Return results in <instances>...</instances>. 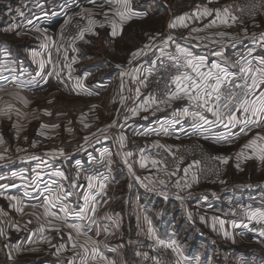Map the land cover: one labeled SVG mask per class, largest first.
Returning <instances> with one entry per match:
<instances>
[{"label": "crops", "instance_id": "obj_1", "mask_svg": "<svg viewBox=\"0 0 264 264\" xmlns=\"http://www.w3.org/2000/svg\"><path fill=\"white\" fill-rule=\"evenodd\" d=\"M223 1L224 0H130L132 8L136 12L146 14L131 19L124 24L121 34L112 36L111 24L108 23V21L105 20L103 16V13L108 9L109 5L105 4L103 7H101L100 4L102 3V0H95V3H93V0H90L88 8L86 9L88 11L85 12L84 16L88 17L91 15V18L104 24V27H99L98 25L94 26L93 30L95 33L100 35L108 34L110 35L109 37H111L110 41H112L114 39H121L126 35H136L138 34V31H141L148 36L146 41L147 44L151 45V48L145 50L147 53L146 55L142 54L140 57L135 59L134 65H136L133 69H138V71L128 72L124 80H121V83L123 82L124 84L123 90H121V87L119 88L118 81H115V74L113 75L109 73H103L99 67L97 70L93 71L86 69L88 66L82 67V69L79 70L81 72L77 71V73H81L80 77H78V75L72 76L73 72L71 71V79L69 78V70L67 67H65L64 71H60L62 75L66 74L64 77L70 79V83L73 82V91L80 95H87L89 99L97 98L94 99L97 101V107L100 106V104L107 98L108 101L105 102H111L113 99H115V103L117 105L120 104L119 108L121 109L123 116L121 113V115H119L121 117L117 118L118 121H116V117L113 118L116 121V126L109 128L106 133L98 132L99 134L97 137L99 138V142H96L97 137H92L87 144L82 143L73 152H69V150H67L66 153H64L66 155L54 153V155L49 154L48 158L45 155H34L41 157L43 163L40 160H25V157H23L24 155H21L23 159H16L14 162L12 161L11 166H0V264L68 263L69 258L73 256V251L71 250V245L68 241L67 234L68 232L72 231L73 235L75 236V232L72 229L64 227L59 221H53V224L61 227L60 233L47 230L49 227H51L47 224V220L50 218L44 215V208L42 205L44 198L47 195V193L44 191L45 184L51 180H57L60 183H64L66 187L73 180L76 181L80 187L74 190V196L69 197L65 201L66 203H70L74 206H81L83 204L82 197L84 195H97L99 188L94 187L89 189L87 187L88 182L85 179V177L88 175L78 171V161L80 159H84L85 162H88V160L91 158L100 157L109 152L114 154L115 158L118 154V151L121 152L122 157H124V152L131 151L133 153L131 157H128V163L132 165V172L129 171L128 165L123 168L115 166L107 176H104L108 178V184L105 190L106 195L102 197L98 196V199L101 200V205L98 208L95 216L97 223L101 226V234L96 236L95 226H93V230L89 233L93 239L99 241L100 251L109 260L115 261V264H130V262L132 264H152L150 260V253L154 239L150 238L149 242L152 243L150 244V248H148L147 251H139L137 247V240L142 236L139 233L131 236L122 232L119 233V231H112V236L109 240H107V232L103 231L102 229V226H111L116 222H120V227L125 229L123 227L122 216L118 214L119 210L117 209V203H119L121 199L115 198V195L112 192V189L120 186L121 181L124 180L125 176L130 178L131 182H133V186L137 187V190H139L136 191L134 187L131 189L129 194L130 201L135 203V200H138L140 204L146 203L145 205L148 208L149 206L147 196L148 198L150 196H154L160 200L164 199L151 194L147 190L144 179H149L148 167L151 162L146 159V166L140 167L139 149L141 145H156V143L159 142V144L169 147L170 144L184 140L189 134L198 135L201 137L200 141L206 146L210 145L212 148H214L215 150H212L211 148L210 149L215 153L218 152L216 154H219L218 156L220 157H224L220 155L224 154V152H219V150L235 147L231 150L232 152H230L232 154V159L230 161L231 165L229 163L230 170L234 169L243 172L246 166L254 162L258 166L255 167L257 168L258 172H262L264 170V161H260L254 155L251 159H244L243 157H241L239 161L236 159V154L240 152L242 146L245 143L256 136L257 133L264 135V126L253 127L247 135H244L240 132V126L229 129H226L223 126L212 128H209L208 126H204L203 128L196 127L194 126L196 122L190 117L179 118L173 116L174 110H182L185 107L189 108L190 111L194 110V106L191 105L189 101L178 104L173 108L172 111H165L164 109L157 111L155 106L150 107L148 111L140 110L137 115H132V113L129 111V109L136 107L139 103L143 102L147 98L146 94L143 92H141V95L138 99L136 98L135 89L138 86H136V79H133V77H139L140 68L144 64L153 62V60L160 55L159 49L163 47L162 41L168 35H172L175 38L176 43L189 48L195 55L207 57L208 65H211L214 62L226 63L229 65V70L237 74H239V66H236L235 62L241 56H243L245 59H253L264 56V46H262L261 42H259L260 34L264 33L263 21L250 24H243L242 22L236 21L231 27L219 25V22H217L218 26L205 28V26L208 25L209 22L214 18V16H211L202 17L199 20H188V27H177L175 29H170L168 27L169 23L176 17L186 13L192 14L197 9H203L204 7L212 9L222 8L224 3ZM19 4L25 7L31 4L34 12H42V14L38 12L39 16H36L37 18L35 19V21L40 19L42 22L38 23V25H52V27H54V23L52 22L54 20L53 16L55 17L57 15L56 7L58 0H20ZM22 18L25 20L26 17L22 16ZM112 18L114 17L111 13H109V19ZM143 24L147 25V29L143 30ZM86 26L87 19H85L84 27ZM43 28L45 29V27ZM194 28H201L204 30L201 32H194L192 31ZM244 29H247V35H245ZM100 30H102L103 33L99 32ZM219 32H225L228 35L220 37L217 35ZM86 35L87 38H85ZM93 35L94 34L92 33H85V39L75 41L74 47L77 48L79 47L77 44H84V42H87L88 40L93 41L91 38ZM150 37H154L155 39L150 40ZM185 37H187V39H185ZM196 37H202L203 39H196ZM233 37L235 39H233ZM98 40L99 39L96 40V43ZM101 40L103 41V39ZM213 41H219V43H214ZM2 43H4V46H2V49H0V53H3L1 55L3 57L2 62L4 61L3 59L5 57L9 58L14 55V59L16 60L15 63L19 70L18 78H26V80H23L25 83L27 80L28 82L35 81L36 76L40 75H36L37 72L35 71L31 72V74L27 72V65L30 63L26 59L24 52H17L16 56L15 53H13L14 51H12L13 47H9V44H6L4 41ZM44 43H46V41L40 42L37 44V48L35 49L36 52L40 53V56H38L39 58L42 57L46 52L45 50H47L42 46ZM64 44H66V47H69V45H72L73 42L70 40ZM174 50L175 45L170 43L169 47L165 51L174 52ZM71 51L72 50L69 47V55ZM220 52H222L223 55L216 54ZM51 54L53 63H55L56 66H58L60 62L64 61L63 55L58 58V54H53V50L51 51ZM15 56L17 58H15ZM100 59L101 60L98 62V64L103 61V58ZM49 65L50 75L52 76L51 79H56L58 71L52 70V64ZM82 66H84V64ZM6 71L8 73V70ZM0 73H4V71H0ZM86 74L90 75H87L88 79L86 78L83 80L84 87L82 89H76L74 87L76 79L82 78ZM4 77L6 76L0 74V79ZM28 78H33L34 80H29ZM109 94L113 95L114 98L110 96L105 98V96ZM121 97L125 98L122 107ZM125 117L128 118L125 119ZM174 119H180V123L174 124ZM92 125L94 124L92 123ZM167 125H170L171 127L166 128ZM142 133H146V135ZM121 134L127 137L125 146L123 148H121L119 145V136ZM104 135H107L108 139H104ZM89 136L90 135H87V137ZM86 146L89 147L85 149ZM79 150H81L80 153H78ZM245 152L251 154V150L246 149ZM71 161L75 165L70 166L67 164ZM237 163L240 164L239 168L236 167ZM56 169L64 171L65 175L68 177V180L64 181L61 178L52 176V171ZM78 172L82 175V177L80 176V178H77L76 174ZM37 174H39L41 177L40 180H37ZM136 177H139L140 179H136ZM215 182L218 181L215 180ZM212 183H214V181L211 182V184ZM209 184L210 183L191 188L187 187L188 189H185L181 195L183 199L174 201L182 202L184 204L191 203L193 206H200V203L208 202V208L219 207L222 209L224 206H222V203L220 202H223V199L220 197L223 192L210 190L208 186ZM36 186L39 187V191L33 190V188ZM50 186L54 187V185ZM225 186V192L227 194L226 198L228 199L226 214L228 215L219 216L217 213L213 215L211 213H203L198 215L197 220L203 222L201 221L200 217H204V221L207 219V221L211 223L213 222V218H217L215 230L210 229L211 233L208 232L209 238H214L211 234L216 237L224 236L218 221L220 219L225 220L226 223L224 225V229L232 234V236L235 238V242H233L231 238H225L224 236V241L229 247H227L225 255L223 254V262L219 256H213L211 254L203 255V252L206 249L203 247L199 248V244H201V242H199L200 239L198 238L196 241L197 243L193 247L196 250L191 248L184 252L182 250L183 256L186 257L184 264H264V237L251 230L252 222L248 223L247 218L244 216V211L250 207L264 209V186H262L259 182L250 181L247 183H235L232 181L226 183ZM26 191L29 193L28 196L24 195ZM142 193L146 197H143ZM141 195L142 197H140ZM13 196L17 199H9V197ZM204 197H207V199H204ZM103 200H107V203L104 204ZM13 205H17V207H13ZM33 205H36V207H32ZM21 206H23V212L17 210V208ZM114 206H116V208H114ZM150 209L152 208L150 207ZM53 211H58V209H53ZM116 211L117 214L115 213ZM212 211L219 210L212 209ZM148 220L151 221V223H149V221L147 222L146 232L149 231L147 234L150 235V230L154 231L155 226L158 235L162 237L163 235L160 233L166 231L167 223L160 220V225H155L153 222V215H151ZM233 220H236L238 223L242 222L241 226L233 228L231 226V221ZM29 221H31V223H29ZM125 221L127 222V219ZM68 222L81 223V221L75 217L70 218ZM83 223L87 225L88 221H83ZM245 223L248 224L247 227L243 226ZM17 225H19V230L16 227ZM42 225H44L46 228V231L43 233L39 231V228ZM32 233H35V235H32ZM41 237H43V239ZM49 240L51 241V244L48 242ZM85 240L86 237L84 236L78 237V243H84ZM61 243L66 244L69 250L61 251L59 254H57V248ZM52 245H56V247H53ZM190 245L192 246L193 244ZM77 251H79V249H77ZM137 252H147L149 257L145 258L142 255L137 256ZM93 264H105V261L97 260L94 261Z\"/></svg>", "mask_w": 264, "mask_h": 264}, {"label": "rangeland", "instance_id": "obj_2", "mask_svg": "<svg viewBox=\"0 0 264 264\" xmlns=\"http://www.w3.org/2000/svg\"><path fill=\"white\" fill-rule=\"evenodd\" d=\"M225 1L227 0H224L223 2ZM1 3H9V7L13 5L12 0H0V5ZM19 5L20 4L17 3V5L15 4L14 7H10L8 10L0 8V40L9 44V47H13L12 51H14L13 53H15L16 56L17 52H24L26 55L24 56L30 63L27 65V72L29 74L34 71L37 73L40 71L39 61L43 58V60H45V67L43 72H40V76H36L35 81L28 82L27 80L25 83L23 80H26V78H18L19 70L15 63L16 60L14 59V55L9 58L5 57L2 62L3 57L1 55L3 53H0V71H4V73L0 74L6 76L0 79V85L3 86V90L0 91V139H2V142H0V154H3L5 157V159L0 160V166H11L12 161L14 162L16 159L18 160L21 158L23 159V157H25V160H30V157L34 155H45L48 158L49 154L59 153L60 149H63L64 153H66L67 150H69V152H73L82 143L87 144L84 141L87 135H90L89 137H91V134L94 132L98 135V129H103L107 125L112 124L115 119L118 121L117 118L121 117L119 115L122 113L119 108L120 104L117 105L115 103V99L111 102H105L108 101V96L114 98L113 95H106L105 98L107 99H105L100 106L97 107V101L94 100L97 98L89 99L87 95H80L73 91V82L70 83V79L64 77L66 74L62 75L60 73V71H64L65 69L63 66L64 61L60 62V64L56 66L57 68H55V70L52 69L54 71H58L59 74L56 75V79H51L52 76L50 75V65L47 63V56L50 50H53V54H55V48H53L49 43L50 46L47 50H45L46 52L44 51L45 53L43 56L40 58L37 57L33 60L31 53L35 51L37 44L45 41V33L37 32L34 29L35 27H39L41 29H44L43 27H45L44 30H46V35L55 41L57 47L62 46L61 51L58 54V58H60L61 55H63V47H66V44L59 40L60 23L62 20L59 19L60 25L58 24L56 28L52 27V25H38V23L42 22L40 19L37 21H35V19L37 18L36 16H39L38 14L40 12H34L31 4L27 7ZM40 14H42V12ZM22 16L26 17L25 20ZM56 19H54L52 23H54ZM29 20L35 22L30 25L28 23ZM258 21L264 22V15L254 19L237 22L250 24ZM72 24L73 22L70 25ZM13 25H15V27H12ZM84 25L85 19H83V23L80 28H84ZM146 26V24H143V30L147 29ZM99 32L103 33L102 30ZM131 32L134 33L133 31ZM109 36L110 35L108 34L93 35L91 37L93 41L88 40L87 42L85 41L84 44H77L79 46L76 48L78 51H71L70 55L68 54L69 58L76 57L77 59V62L72 64V76L78 75V77H80L81 73L79 74L77 71L81 70L82 67L88 66L86 69H90L92 71L97 70L99 67L103 73L115 74V81H118L119 88L121 87V80H124L128 72H132L136 65H134L135 59H132L131 54L137 49L143 48V46L147 44L146 40L148 36L141 31H138V34L136 35H126L121 39H114L112 41H110L111 37ZM85 38H87V35ZM97 39L99 40L96 43ZM16 56L15 58H17ZM100 58H103V61L98 64L101 60ZM129 60L132 61L131 64H129ZM83 64L84 66H82ZM6 70H8V73ZM122 70L126 73L123 77L120 76ZM28 79L34 80L33 78ZM115 81L114 83L116 84ZM9 105H11L10 108ZM122 106L123 105L121 103V107ZM45 110L51 112L52 114H45ZM82 119L83 123H81ZM92 123L94 125H92ZM43 124H59V128H42L41 125ZM84 124H89L91 126L85 128ZM69 129H71V131H69ZM40 133H43V135ZM34 143L35 146H33ZM88 147L89 146H86L85 149ZM206 147L208 149L211 148L212 150H215L210 145H207ZM233 148L235 147L219 150V152H224V154L220 155L224 157H231L232 159V154L230 152H232L231 150ZM80 152L81 150L78 151V153ZM21 155L24 156L22 157ZM231 159H229L227 165L225 166L222 175L216 179L218 182L214 181V183H210L208 185L210 190L223 192L220 197L223 199V202H220L222 203V206H224L222 209L219 207L208 208V202L200 203V206H193L191 203H168L167 201H170L169 199H162L159 203L155 202L154 207L148 204L149 207L147 208L145 205L146 203L140 204L138 200H135V203L130 201L129 194L131 189L134 187L136 191L139 190H137V187L133 186L131 179L125 176L124 180L121 181L120 186L112 189L115 198L121 199L119 203H116L117 209L119 210L118 214L122 216L123 227L125 229L120 227V222H116L111 226H102V229H108V236L106 239H110L113 234L112 231H119V233L122 232L131 236L139 233L142 236L137 240L138 250L147 251L152 242H149L151 237L147 234L149 231L146 232V227L147 222L149 221L148 219L151 215H153V222L157 226L160 225L161 221H168L167 227L169 229L166 231L168 236L165 237H172L183 252L190 248L194 249L193 247L199 238V242H201V244H199V248L203 247L206 249L204 252L202 251L203 255H216L224 262L223 254L225 255L226 249L229 247L224 241V236L216 237L211 234L214 238H209L208 232H210V229L214 230L211 225L213 222L210 223L207 219L200 222L197 220L198 215L203 213H211L212 215L217 213L219 216L228 215L226 214L228 199L226 198L227 194L225 192V184L228 182L233 181L235 183H247L250 181L259 182L262 186H264V170L262 172H258L257 168H255L258 167L255 162V164L252 163L246 166L245 170L240 172L234 169L230 170L229 166L231 165ZM115 161L116 163L114 167L118 166L123 168L127 166L124 162V157H122V154L119 151L116 155ZM78 163V165L82 166L86 162L84 159H80ZM67 164L70 166L75 165L72 161ZM80 176L82 177L81 174L79 175V178ZM221 181H223V183H221ZM142 195L140 197H142ZM143 197L146 196L143 195ZM148 199L149 198L147 196V200ZM170 205H173L167 210L170 218L169 220H165L162 214H164V210L167 206L169 207ZM150 207L152 209H150ZM114 208H116V206H114ZM212 209H218L219 211H212ZM115 213L117 214V211ZM188 213H191V219L189 218ZM126 219L127 222L125 221ZM154 231L157 237H161L158 235L155 226ZM190 244L193 245L191 246Z\"/></svg>", "mask_w": 264, "mask_h": 264}, {"label": "snow or ice", "instance_id": "obj_3", "mask_svg": "<svg viewBox=\"0 0 264 264\" xmlns=\"http://www.w3.org/2000/svg\"><path fill=\"white\" fill-rule=\"evenodd\" d=\"M95 3V0H93ZM105 4L109 5L108 9L103 13L105 20L111 24V35L117 36L122 33L123 26L125 23L130 21L135 17H140L145 15L146 13H138L136 12L132 6L130 0H102L100 4L103 7ZM88 10H85L87 12ZM109 13L112 14L114 18L109 19ZM214 18L209 22L205 28H212L219 25H225L227 27H231L239 18L233 15L227 6L223 8H208L204 7L203 9H197L192 14H184L179 17H176L173 21H171L168 25L170 29H175L177 27H188L187 21L196 19L199 20L202 17H211ZM118 18V19H117ZM71 21V17L68 18ZM81 19H87V26L84 28H79L77 35L72 36L70 39L73 42L72 45H69L73 52L78 51L74 47V43L77 40H84L85 33H92L94 35H98V33L94 32V26L104 27L103 23L96 21L91 18V15L88 17L81 16ZM29 24L33 22L31 20L28 21ZM12 27H15L13 25ZM37 32L45 33V41L42 46L47 49L49 48V43H51L52 47L55 48L57 54L60 53L61 47H57L55 41L52 40L51 37L46 35V30L41 29L39 27H35L34 29ZM204 29L194 28L192 31L201 32ZM245 35H247V29H244ZM160 35V34H157ZM220 37H224L228 35L225 32L217 33ZM255 38V34H254ZM63 39V36H61ZM155 39L154 37H150V40ZM187 39V37H185ZM196 39H203L202 37H196ZM233 39H235L233 37ZM214 43H219V41H213ZM259 42H261L262 46H264V33H261L259 36ZM174 44L175 50L174 52H166L165 50L169 47V45ZM163 47L159 49L160 56L156 58L151 64V66L146 70V77L141 79L139 82V86L136 87L135 93L136 98L138 99L141 95V88L148 87V79L147 77L152 76L154 72H162L164 75L160 76L156 81L157 84L160 83V80H163L165 76L167 80L165 82V90L163 96L157 98V95L154 93H150L147 98L139 103L136 107L129 109L132 115H137L140 110L148 111L150 107L155 106L157 111L163 110L161 107L167 106L171 107V103L176 100L187 99L191 105L194 106V110H189V108L185 107L182 110H174L173 116L179 118H187L190 117L193 121L196 122L194 126L203 128L204 126H208L209 128L223 126L226 129L236 128L240 126V132L244 135H247L248 132L253 127L264 126V56L253 59H245L241 56L236 62L235 65L239 66V74L234 73L229 70V65L226 63H217L214 62L211 65L207 63V57L205 56H197L195 55L189 48L182 46L179 43H176L175 38L172 35H168L162 41ZM69 47H63V59L65 61L64 67L69 69V78L71 79V68L72 64L77 62L76 57L69 58L68 52ZM150 44H145L143 48L137 49L135 52L131 54L132 59H136L140 57L142 54L146 55V49H150ZM217 55H223L222 52L216 53ZM33 60H35L38 56H40L39 52L33 51L31 53ZM70 60V62H69ZM131 60H129V64H131ZM158 62V63H157ZM47 63L52 64L53 69L55 70L56 64L53 63L51 51L48 53ZM45 67V60L41 59L39 61V69L40 72H43ZM133 71H138V69H134ZM59 73H57L58 75ZM86 74L82 78H77L75 83L76 89H82L84 87L83 80L87 78ZM126 75V73L122 70L121 77ZM133 79H139V77H133ZM124 84L121 83V90H123ZM3 90V86L0 85V91ZM91 94V93H89ZM124 97H121V103L124 102ZM11 105H9V108ZM206 113H210L213 117L209 119ZM239 113V115H238ZM45 114L51 115V112L45 110ZM128 117H125L127 119ZM83 123V119L81 120ZM173 123H180V119H174ZM89 124H84L85 128L90 127ZM116 121H113L112 124L107 125L103 129H98L100 133H106L109 128L115 127ZM42 128H59V124H43ZM71 131V129H69ZM166 131V130H165ZM43 135V133H40ZM145 134L146 133H142ZM92 137H97V133H92L91 137H85V143H88ZM104 139H108L107 135H104ZM127 137L123 134L119 136V145L121 148L125 146V141ZM2 142V139H0ZM99 142V138L97 137V141ZM35 146V143L33 144ZM159 148H165L168 151H171L170 148L166 145H161L159 142L154 145ZM251 150V154L245 152V150ZM144 150H141L140 155V167H145V160L148 159L143 154ZM59 154L63 155V149L59 150ZM110 155V153H107ZM54 155V153H53ZM133 153L131 151L124 152V162L128 165V169L132 172V165L128 163V157H131ZM256 156L260 161H264V135L259 133L256 134L252 139H250L247 143H245L240 152L236 154L237 161L240 160L241 157L244 159H251L252 156ZM5 159L3 154H0V160ZM30 159L33 160H41L39 156H31ZM224 164H227L231 157H217ZM162 160L151 159V163L153 166H157L161 164ZM181 159V163H182ZM199 161H194L193 165H198ZM193 165H189L187 168L183 169L185 176H187L189 169L193 167ZM165 168L167 165L164 166ZM236 167L239 168L240 164L237 163ZM176 168L179 169V164L176 165ZM177 173L174 171L170 173V175L175 176ZM15 175V174H14ZM52 176L61 178L64 181L68 180V177L65 175V172L59 169L53 170L51 173ZM80 173L76 174L77 178H79ZM134 175V173H133ZM41 177L37 174V180H40ZM87 180V187L92 189L94 187L99 188V192L97 195H84L82 197L83 204L81 206H74L70 203H66L65 201L75 195V189L80 187L75 180H73L67 187L64 183H60L57 180H51L47 184H45L44 191L47 195L44 198V202L42 207L44 208V215L50 219L47 220V224L50 225L47 230L55 231L57 233L61 232V227L53 224V221H59L64 227L68 229H72L75 232V236L73 232H68V241L71 245V250L73 251V256L69 258L68 264H93L94 261L100 260L105 261V264H115V261L109 260L99 248V241L92 238L89 233L93 230V226H95L96 236L101 234V226L97 223L95 219L98 208L101 205V200L98 199V196L102 197L106 195V188L108 184L107 177H98L96 175H88L85 177ZM136 179H140L136 177ZM193 180L196 181L195 174H193ZM198 182V181H197ZM161 184H164V181H160ZM223 183V181H221ZM50 185H54L51 187ZM180 181H176V187H180ZM185 186L191 188V184L185 183ZM71 189V190H70ZM34 191H39V187L36 186L33 188ZM25 196H28L29 193L26 191L24 193ZM161 195H166V193H161ZM178 199H183V197L177 196ZM11 200H16V197H9ZM207 199V197H204ZM103 203L106 204L107 200H103ZM13 207H17V205H13ZM32 207H36L33 205ZM53 209H58V211H53ZM18 211L23 212V206L17 208ZM189 218L191 219V213H188ZM244 216L247 218L248 223L255 221L259 224H264V209H246L244 211ZM75 217L81 223L68 222L70 218ZM201 221H204V217H200ZM83 221H88V224L85 225ZM217 218H213L212 227L215 230L216 228ZM31 223V221H29ZM151 223V221H149ZM221 230L223 231V235L225 238H231L233 242H235V238L232 234L224 229V225L226 223L225 220L220 219L218 221ZM242 223V222H241ZM241 223H238L236 220L231 221V226L233 228H237L241 226ZM244 227H247L248 224H243ZM19 230V225L16 226ZM41 233L46 231L44 225L39 228ZM103 231L108 232V229L105 228ZM260 236L264 237V227L259 230ZM111 234V233H109ZM35 235V233H32ZM84 236L86 240L84 243H78V237ZM150 236L152 239L156 241V248L163 250H171L177 257V259L173 262V264H184L186 257L183 256L182 250L177 245V242L174 239L164 240L160 239L156 236L154 231L150 230ZM43 239V237H41ZM51 244V241H48ZM56 247V245H52ZM79 249V251H77ZM69 250L68 246L64 243H61L57 248V254L61 251ZM137 256H143L145 258L149 257L147 252L136 253ZM152 259L155 261V264H166L165 261L162 260L161 256H154Z\"/></svg>", "mask_w": 264, "mask_h": 264}, {"label": "built area", "instance_id": "obj_4", "mask_svg": "<svg viewBox=\"0 0 264 264\" xmlns=\"http://www.w3.org/2000/svg\"><path fill=\"white\" fill-rule=\"evenodd\" d=\"M90 0H58V5L56 7L57 15L53 19H61L60 25V37L59 40L63 43L70 41L71 37L77 35L83 19L81 16L85 15V10L88 8ZM227 6L229 11L237 16L239 19L237 21H246L250 19L257 18L264 15V0H227L223 3L222 8ZM71 17V21H69ZM73 22L72 25H70ZM63 36V39H61ZM160 56V55H159ZM156 60V59H154ZM153 60V61H154ZM158 63V62H157ZM152 62L149 64H144L140 68L139 79H136V86H139L141 79L146 77V70L151 66ZM164 75L162 72H154L152 76L147 77L148 87L141 88V92L148 96L150 93L157 95V98L163 96L165 90V82L167 77L160 80L157 84L156 81L160 76ZM187 99L176 100L171 103V107L163 106L165 111H172L178 104L187 102ZM209 119H212L210 113H206ZM171 127L167 125L166 128ZM198 135H187L182 141L174 144H170L168 151L165 148H159L150 144H143L139 149V154L141 155V150H144L143 154L151 162V159L162 160L163 162L157 166H153L152 163L148 167L149 179L145 180L147 190L158 197L169 199V200H179L177 196L182 195L185 189V183L191 184V187L203 186L205 184L211 183L218 179L226 166L212 150L208 149L203 142L200 141ZM110 153V152H109ZM182 159V163H181ZM194 161H199L198 165H193ZM115 155L107 153L103 156L91 158L84 165H79L78 171L85 173L87 175H96L103 178L107 176L112 168L114 167ZM179 164V169L176 165ZM167 165L165 168L164 166ZM189 165H193L189 169L187 176H185L183 169L187 168ZM176 172L175 176L170 175L172 172ZM193 174H195L196 181L193 180ZM147 175V176H148ZM163 180L164 184L160 181ZM180 181L181 186L176 187V181ZM198 181V182H197ZM166 193V195H161V193ZM249 209H256L255 207H250ZM264 227V224H259L255 221L251 223V230L255 233H259V229ZM164 240H171L172 238L159 237ZM154 256H161L162 260L166 264H173L177 259L176 255L171 250H163L156 248V241L152 243L150 260L152 264L155 261L152 259ZM29 264V263H27ZM68 264V263H61Z\"/></svg>", "mask_w": 264, "mask_h": 264}, {"label": "trees", "instance_id": "obj_5", "mask_svg": "<svg viewBox=\"0 0 264 264\" xmlns=\"http://www.w3.org/2000/svg\"><path fill=\"white\" fill-rule=\"evenodd\" d=\"M10 2V1H9ZM20 2V0H12V6H10V7H14V5L16 4L17 5V3H19ZM9 7V3H1V5H0V8H4V9H9L10 8ZM60 23V20L59 19H56L55 21H54V27H57L58 26V24ZM3 42V40H0V49H2V46H4V43H2ZM159 201H161L159 198H156V197H154V196H150L149 197V199H148V204L149 205H151L152 207H154L155 206V202H158L159 203ZM168 203H176V201H174V200H170V201H167ZM173 205H170L169 207L167 206V208L164 210V214H163V218L165 219V220H169V213H168V209L170 208V207H172ZM168 221H166V223H167ZM168 227L166 228V231H168ZM161 232V234L165 237V236H168V234H167V232ZM130 264H132L131 262H130Z\"/></svg>", "mask_w": 264, "mask_h": 264}]
</instances>
